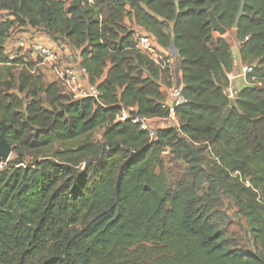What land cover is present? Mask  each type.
<instances>
[{
    "label": "trees",
    "instance_id": "16d2710c",
    "mask_svg": "<svg viewBox=\"0 0 264 264\" xmlns=\"http://www.w3.org/2000/svg\"><path fill=\"white\" fill-rule=\"evenodd\" d=\"M241 1L210 0L252 69L229 99L235 62L228 40L212 39L206 0H0L4 138L19 155L62 146L31 166L0 169V264H264V0H243L233 29ZM20 27L77 51L74 63L101 97L74 100L24 64L15 78L19 61L6 51ZM136 27L162 52L174 47L186 99L174 109L178 127H158L154 140L115 120L122 107L146 119L168 115L158 80L170 87L172 71L134 49ZM99 130L103 143L89 142ZM165 150L186 166L173 188ZM222 196L233 199L255 251L226 235Z\"/></svg>",
    "mask_w": 264,
    "mask_h": 264
},
{
    "label": "built area",
    "instance_id": "2783aa9c",
    "mask_svg": "<svg viewBox=\"0 0 264 264\" xmlns=\"http://www.w3.org/2000/svg\"><path fill=\"white\" fill-rule=\"evenodd\" d=\"M87 2L92 4V0H87ZM132 38L134 49L147 56L160 70L170 65V55H165L161 51L151 34L136 27L132 29ZM12 39V44L16 48L27 51L32 57L39 60L40 65L50 71L52 81L60 84L64 92L72 99L90 98L98 100L101 97V91L96 85L82 81L83 77L86 76V70L73 62L71 55L62 45L52 48L39 41L24 39L20 34L13 36ZM61 53L63 57H61ZM251 71L250 67H244L242 74L246 75ZM231 97L232 95H229V98ZM185 103L186 99L181 93V87L173 86L167 91L165 102L162 104V108L168 111L165 118H142L136 114L135 107H122L116 114L115 120L118 123L130 122L137 125L140 130L147 133L150 140H154L156 135L153 125L158 123L162 128H177L178 121L174 109Z\"/></svg>",
    "mask_w": 264,
    "mask_h": 264
},
{
    "label": "rangeland",
    "instance_id": "374dc122",
    "mask_svg": "<svg viewBox=\"0 0 264 264\" xmlns=\"http://www.w3.org/2000/svg\"><path fill=\"white\" fill-rule=\"evenodd\" d=\"M18 34H20L24 39H34V36H42L47 39V41L53 42L55 46L62 45L65 50L69 52L71 57H76V54L74 53L75 50L68 46V44L65 41H58L51 39L46 33H44L42 30H29L26 27H20L18 28ZM7 56L10 59L18 60L19 65L15 66L11 73L16 78L18 73L21 69H24L23 64L25 65L27 72L32 75H39L42 77V80L44 83H50L52 81L51 73L48 69L40 65V61L36 58L32 57L30 53L27 51H22L18 48H16L13 44L10 45V47L6 51ZM61 57H63L61 53ZM75 61V58L73 62ZM0 72L3 73V66H0ZM83 82H85V78L82 79ZM247 82V81H246ZM17 95H19L17 92H15ZM20 97H23V94L19 95ZM233 96L230 98L232 99ZM47 105H43V107L46 108ZM158 127H161L160 124L155 123L153 125V129H157ZM103 131L99 130L91 134L87 137V140L89 142L95 143V144H102L103 143ZM84 140L80 141L81 143ZM79 142V143H80ZM62 146L59 144H54L50 150H42V151H35L32 153H23L22 155L16 154L11 150V153L8 157V160L5 164H0V169L10 167L15 162H22V165L24 167L31 166L34 162L40 160L44 156H50L52 155L56 150L61 149ZM207 163H211L213 160L210 157V154H205ZM162 164L163 169L166 174V179L170 187L173 188L175 182L178 180V178L185 173L186 166L183 162L176 160L169 152V150H165L162 155ZM21 166V165H19ZM84 167V163L81 162L79 164V171H81ZM218 213L221 215L223 219V228L226 231V235L232 239H234L237 244L244 248L245 250L255 251L257 249L254 242L251 240L247 228L245 220L238 214L237 207L235 206V203L232 198L227 196H222V203L221 206L218 208ZM148 251L149 249H154L156 252L159 251L160 248H152L151 245H146ZM135 248V247H134ZM134 248L132 250H134ZM153 259V257L151 258Z\"/></svg>",
    "mask_w": 264,
    "mask_h": 264
},
{
    "label": "crops",
    "instance_id": "0c3cea01",
    "mask_svg": "<svg viewBox=\"0 0 264 264\" xmlns=\"http://www.w3.org/2000/svg\"><path fill=\"white\" fill-rule=\"evenodd\" d=\"M124 24L126 26H131V22L128 19L124 20ZM34 37H35L34 39L36 41L42 42V43H44V44H46L52 48L56 47L53 42L51 43L50 41H47V39H45V37H42V36H34ZM218 38L227 39L230 46H231V54H232V57H233L234 62H235V70H234L235 75H229V77H228V79H229L228 93H229V95H232L234 98L235 97L234 93H237L239 90H241V89H243L249 85L246 82L245 75L239 74V72L242 71V69L244 68L240 64L241 62H240V57H239V49L241 46V42L237 41L234 37V33L229 32V31H226L225 35H223V36H220L218 33L213 32V35H212L213 41L218 39ZM67 53H69V52H67ZM74 53L76 54V58L79 59L78 52L75 51ZM163 53H164V51H163ZM164 54L165 55L170 54V59H169L170 65L169 66H170V69L172 71L171 80H170L171 85H170V87H168L166 85V83L163 82L162 77H160L158 81L161 85V91L167 93V91L173 86H180L181 87V82H180L181 75L176 69V63H177L176 56L172 55L171 51H169L167 53L165 52Z\"/></svg>",
    "mask_w": 264,
    "mask_h": 264
},
{
    "label": "water",
    "instance_id": "95a60500",
    "mask_svg": "<svg viewBox=\"0 0 264 264\" xmlns=\"http://www.w3.org/2000/svg\"><path fill=\"white\" fill-rule=\"evenodd\" d=\"M243 0L241 1V4L239 6V10L238 13L236 15V18L234 20V24H233V29L237 28L238 22L240 20V18L243 16ZM206 9L208 11V15H209V22L211 24L212 30L213 32L218 33L220 36L225 35L226 30L224 28H222L217 19L215 18L212 8H211V3L210 0H206ZM172 55L176 56V52L173 46H171L170 49ZM239 74H242V71L239 72ZM231 75H235V72H233ZM231 111V107H227L226 110L223 113L221 122L219 124V129L222 128L225 120L228 118L229 114ZM9 126L4 125L3 123H0V164H5L8 160V157L11 153V147L10 145L6 142L5 138H4V133L7 130Z\"/></svg>",
    "mask_w": 264,
    "mask_h": 264
}]
</instances>
